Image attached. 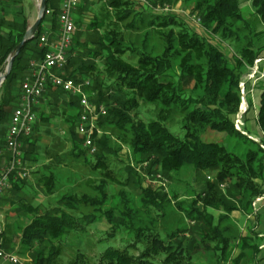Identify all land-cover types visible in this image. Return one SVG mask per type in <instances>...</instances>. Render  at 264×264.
I'll use <instances>...</instances> for the list:
<instances>
[{
    "label": "trees",
    "instance_id": "1",
    "mask_svg": "<svg viewBox=\"0 0 264 264\" xmlns=\"http://www.w3.org/2000/svg\"><path fill=\"white\" fill-rule=\"evenodd\" d=\"M180 1L193 15L197 14L207 32L235 45L239 53L235 64L230 63L216 45L189 29L176 15H150L141 8L136 10L135 7L140 2L133 0H104L107 5L104 8V17L107 21H98L95 18L87 23L88 16L83 11L89 9L88 4L85 5L86 8L82 5L78 9L76 26L86 29L83 33H77L76 29L68 63L59 76L72 79L76 83L91 78L96 83L94 89L97 91V99L93 102L96 105L103 102L108 108L99 127L117 130V140L131 147L138 164L150 163L149 171L154 170L156 173L160 168L165 176H171L184 167H193L196 176L202 172L215 173V181H206L190 209L182 210L183 203L178 204V209L186 214L185 219L189 218L194 223L190 240H179L188 230L181 218L177 221L179 228L162 227L160 230L155 224L158 220L144 217L143 214L150 215L152 208L166 216V205L171 203L168 202L166 194L154 188L144 190L138 179L130 182L131 178H128L129 182L121 183L117 196L122 205L119 219L114 216L115 209L106 208L111 194L107 192L104 184L97 188L94 197L67 195L60 202L62 207L45 213H40L39 207L26 208V212H34L36 217L21 229V246L26 252L20 254L30 253L33 264H58L57 259L61 257V252L54 243L66 239L72 231H78L77 216L82 207L93 210V219L97 214L106 216L112 225L111 231L106 234L108 240L117 239L120 235L117 233L123 232L124 228L132 235L131 242L120 244V247L106 248L95 264H193L194 257L202 253L213 254L217 258V264H222L230 259L237 240L241 241V252L234 264L244 259V252H252L255 257L260 253L258 244L234 234L228 222L235 211L251 214L253 202L264 195V140L256 143L238 132L233 119L241 105L242 70L247 66H254L258 59L259 50L254 49V45L262 33L252 34L248 41L241 37L245 28L241 27L243 16L239 0H154L155 3L170 5ZM0 4L22 6L23 0H0ZM252 5L255 14L264 23V0H252ZM47 8L54 10L53 15L44 18L34 40L27 43L15 58L12 70L0 90V127L10 122L9 116L11 118L20 103L21 86L30 70L27 51H32L34 56L38 55L40 58L46 51L31 47V44L44 35L52 40L59 31V2L47 0ZM127 21L129 22L124 30L137 32L136 42L125 40L120 25ZM103 29L107 31L100 32ZM0 30L2 67L10 53L23 41L27 27L26 24L2 20ZM83 34H86V40L83 39ZM128 53L137 56L136 64L125 58ZM104 74L107 75L105 78ZM16 86H20L17 98L13 96ZM46 91L48 94L44 95L41 103L50 95L52 98L49 99H53L51 104L59 105L60 96L69 95L52 85ZM260 97L257 125L264 133V90ZM69 99V102L62 101V104L67 105V111L73 113L68 119L72 140L70 154L75 160L83 157V163L88 165L89 152L80 148L85 139L75 132L81 110L80 103L76 97ZM15 100L17 102L12 109ZM142 101L161 107L158 114L160 121H138L133 116ZM38 111H41L39 122L47 120L48 116L42 114L43 110L36 108L35 113ZM75 114H78L77 117H74ZM176 115L184 121V138L176 136L163 124ZM38 129L39 123H36L33 134L23 139V161L37 156L39 146L34 133ZM208 131L241 137L248 146L247 152L236 155L229 153L219 143L201 141V135ZM95 142L98 151L94 156L97 158L98 168L108 170L106 158L108 154L116 153L110 148L111 138L104 135ZM1 145L6 146V141L0 140ZM8 161H11L10 155ZM36 161L37 158L33 162ZM129 170L132 172L133 169ZM17 171L14 170L9 176L11 196L17 195V191H20L19 182L25 179ZM40 181L45 191L54 195L57 183L54 173L44 174ZM224 184H227L226 190L222 189ZM131 185L143 191L139 196L142 208H136L134 200L128 198L126 188ZM199 203L203 205L204 211L197 207ZM210 210L222 211L221 217L217 220L208 212ZM166 217H169L168 213ZM165 236L168 241L164 239ZM83 262L84 260L76 258L70 264Z\"/></svg>",
    "mask_w": 264,
    "mask_h": 264
},
{
    "label": "rangeland",
    "instance_id": "2",
    "mask_svg": "<svg viewBox=\"0 0 264 264\" xmlns=\"http://www.w3.org/2000/svg\"><path fill=\"white\" fill-rule=\"evenodd\" d=\"M239 1L243 16L241 27L245 28L241 37L243 39L245 37V41H248L250 40V36L252 34L254 35V33H262L261 38L257 41L261 42L264 35V23H262L259 17L255 14V10L252 8V0ZM84 2L85 3L83 5L85 6L88 4L89 7V9H84L86 6L83 8L85 10L83 11L85 16H88L86 17L87 23L95 18L98 21H107V19L104 17L106 12L104 8L105 6L107 7V5L104 4V0H85ZM38 6L39 0H24L22 6H13L16 8H13L12 11L8 10V13H5L4 11L0 12V21L6 20L10 22L14 21L18 24H26V32H28V29L34 25L38 18ZM140 8L146 13L154 16H161L170 13L178 16L181 21L183 20V22L187 24L189 29L197 32L212 44L216 45L225 54V56H227L229 62L235 64V59L239 56L235 45L225 42L218 36L207 32L202 26V23L199 20L200 18L197 16V14L193 15L190 10L184 7L181 1L170 5L155 3L154 0H151L149 4L141 5L140 3L135 7L136 10ZM77 12L78 10L75 12V18H77L79 15ZM128 22L129 21L125 22L123 25H120V28L124 32L126 41L136 42L138 36L137 32L124 30L125 25ZM76 29L77 33H80V31L83 33L86 28H78L77 25ZM261 30L263 32H259ZM106 31L107 29H103L100 32ZM5 33L7 34V32ZM4 37L7 38L5 35ZM85 38L86 34L84 35L83 39L86 40ZM156 40H153V42L157 43ZM33 44L35 45L34 48L37 49L39 42L35 41ZM33 44L32 46H34ZM254 49H257L255 45ZM2 51L3 50L0 48V52ZM12 52L8 56L6 63H4L5 65L0 67V77L7 74L9 58ZM125 58L132 64H136L138 60L137 56L131 55L129 53L125 56ZM261 63L262 61L258 59L255 61L254 66H247L244 68V70H242L244 74L240 84V90H244L246 93L244 97H246L247 101L244 103V105L247 107L246 104H248L247 102L249 99H251V101L254 102L253 107H255V109H250V107L248 110L246 107L244 109L242 103L240 105L239 111H237L238 113L233 117L235 125L237 124L238 120L241 121V123H239V129H237V127L234 125L236 130L246 135L249 139L255 141L256 143H262L264 140V133L262 137L259 129L254 130L251 126V123L249 122V120L254 117V111H256V108L258 107V98H254V100L252 99L253 97L251 98L250 95H252V93H249L248 86L251 88L253 87V90L257 89L260 91L259 84L261 80H263L261 85L264 88V71H261ZM178 74L179 72L177 75ZM105 76L107 75L104 74V78ZM4 82L2 83V86ZM86 83H89V86L85 85ZM78 85V95H71V97L78 98L77 100H79L78 102L80 103L79 96H86L89 103L96 106L95 112L89 116L90 124L92 126L91 139L93 141V146L92 148H88L85 146V143L80 146V148L89 152V164L85 165L83 163V157L75 160L74 156L70 154L72 151V140L69 134L70 126L68 119L73 113L72 111H67L68 108H65L67 105L64 106L62 104V101L66 103L71 100L69 99L71 98L70 95H67L66 97L64 95L60 96L61 98L59 105L51 104L53 102V99L51 100L52 96L47 95V100H45L40 107V109L43 110L42 114L48 116L47 120H40L39 122V113L41 111L36 113V123H39V129L34 133L35 140L39 146L37 156H32L31 158L23 161V163L21 160V166L19 165L16 167L18 170L17 174H26L27 176L24 177V181L19 182L20 191H17L18 193L16 196H11V191H9V188L6 190L0 203V253L7 255H14L15 253L20 262L23 259H26L27 261L32 260L30 253H27L25 256L20 255V252H26L23 251L21 246V229L30 224L31 221L36 217V213H28L26 212V208L29 209L30 207L34 206L39 207V212L45 213L52 209L62 207L60 202L67 195L75 194L77 196H96V191H98L97 188L101 184H104L107 192L111 194V198L106 207L109 208L107 210L115 209L116 211L114 216L116 219H119L121 217L120 214L122 205H120L117 196L121 190V183L129 182L127 181L128 178H131L130 182L133 181V179H138L141 187L144 190L154 188L162 194H166L168 202L171 203V205H166L167 213L169 214L168 218L166 217L167 213L166 216H163L161 211H158L154 208L150 209V215L145 216L143 214V216L147 217L149 220H158V222L155 221V224L158 225L157 228H160V230H162V227L164 229L170 227L179 228L177 221L181 218L180 220L183 222L185 227L188 228V230L182 239L179 240H190L189 236L192 235L194 223L189 218L185 219L186 214L185 212H181V210L178 209V204L183 203L182 210H184V208L190 209L191 204H193V202L196 200L198 194L202 192L201 190L204 188L206 181H215V173L202 172V174L196 176L193 167H184L180 171L172 173L171 176H165L162 171H160V168L157 169L158 172L156 173H154V170L149 171L150 163L148 162L138 164L131 147L117 140V136L119 134L117 130H113L112 128L101 129L99 127L100 121H102V119L105 118L104 116L107 115L108 108L103 102H101L99 105H96L93 102L94 99H97L95 98L97 91L94 89L96 83H94L91 78H88L82 82H79ZM2 86L0 87V90L2 89ZM192 86L193 85H191V87ZM19 90L20 86H16V89L14 88V97H18L17 94ZM49 97L51 98L49 99ZM16 102V100L13 102L12 109ZM103 111H105V114H102ZM160 112L161 107L158 105H150L142 101L140 102V108L133 112V116H135L138 121H160L158 120V114ZM83 113L84 109L81 108L80 115L78 117V114L74 115V117H77L76 123L79 122V117ZM182 121L183 120H181V117L176 115L175 117L171 116L168 122L163 124L173 134L184 138L186 134L185 130L182 128ZM247 121L249 123L246 124L245 127H242V124H245ZM77 126L78 125L76 124V127ZM8 130L9 121L7 124H4L0 127V140H5V137L7 138ZM77 131L78 130L76 128V134L86 139L85 136H82ZM104 135H108L111 138V143L109 144L110 148H112V151H116V153L111 155L108 154V158H106L108 170L98 168L97 158L94 156V154H97L98 151L96 145L97 143L95 141ZM201 139V141L204 142L219 143L225 146L229 153L231 152L236 155H243L248 150V146L244 143V140L241 137L238 138L229 136L225 133L208 131L201 135ZM5 148V145L0 146V156L1 158H5L7 160L9 157V152ZM262 148L264 149L263 145ZM94 149L95 152H92ZM35 158H37L38 161L33 162ZM129 168L133 169L132 172H130ZM49 172H53L57 177L54 195L48 194L43 188L42 182L40 181V178ZM226 188L227 184H224L222 189L226 190ZM126 190L129 193L128 198L130 200H134V205L136 208H142L139 196L143 193V191L141 189L133 188L132 185L129 186V188H126ZM197 207L204 211L203 205L201 203H199ZM252 208L253 211L249 215H245L241 211L233 212L230 215L228 224L233 229L234 234L251 239L252 243H256L260 246V252H264V227L261 224L263 222L262 217L264 216V195L257 198L253 202ZM208 212H211L217 220L222 214V211L210 210ZM93 214L95 213H93L92 209L82 207L79 210V214L77 216L78 231H72L66 239L61 240V242L58 241L54 243V246L59 247L61 252V257L57 259L58 264H70L71 262L75 261L76 258L80 259V261L84 260L83 264H95L98 263L101 254L106 250V248L110 246L120 247V244H127V242H131V232L129 233L125 228L123 229V232L117 233L120 234L117 239L108 240V235L106 234L111 231L112 225L109 223L106 216H100L96 213L97 215L95 216L97 217L93 219ZM85 217L87 218L84 219ZM162 234H164V231H162ZM164 239L168 241L166 236ZM176 244L177 243H175V245ZM233 247L234 250L232 253H234L235 257L238 254L237 252H241V241L237 240ZM232 257L233 256L231 254L230 259L222 264H232ZM216 259L217 258L213 254L202 253L194 257L193 264H217ZM1 260L4 261L0 257V261ZM240 262L241 261H239V263ZM254 262L253 264H261L263 260L260 258Z\"/></svg>",
    "mask_w": 264,
    "mask_h": 264
},
{
    "label": "built area",
    "instance_id": "3",
    "mask_svg": "<svg viewBox=\"0 0 264 264\" xmlns=\"http://www.w3.org/2000/svg\"><path fill=\"white\" fill-rule=\"evenodd\" d=\"M56 0H51L54 2ZM60 12L58 14L59 31L52 40L48 35L40 38L39 46L45 49V53L40 62H31L30 70L25 76L21 86V98L19 105L14 109L9 124L7 147L13 155V166L8 171L0 172V200L6 190L10 188L9 176L15 167L21 166L23 158V139L29 138L36 125L35 109L40 100L46 94L49 85L63 90L65 93L77 96L79 85L72 79H65L59 76L68 62L69 53L73 46L76 34L75 12L83 5L84 0H57ZM141 4H149L151 0H133ZM54 13L52 8H47L45 17H51ZM85 85L89 86V83ZM80 97V106L84 113L79 117L77 132L85 136V146L92 148V130L89 116L92 115L96 106L89 103L86 96ZM105 114V111L102 112ZM240 120L237 121L239 127ZM95 152V149L92 150ZM27 176L23 174L22 177ZM0 257L10 264H19L17 256L0 253Z\"/></svg>",
    "mask_w": 264,
    "mask_h": 264
},
{
    "label": "crops",
    "instance_id": "4",
    "mask_svg": "<svg viewBox=\"0 0 264 264\" xmlns=\"http://www.w3.org/2000/svg\"><path fill=\"white\" fill-rule=\"evenodd\" d=\"M24 1V0H23ZM40 1V0H39ZM251 3H252V1H251ZM84 4V3H83ZM13 8H16V7H12V6H10V5H1L0 4V12H2V11H4L5 13H8L9 11L8 10H11L12 11V9ZM252 8H253V5H252ZM8 15V14H7ZM260 19V18H259ZM261 20V19H260ZM262 22V21H261ZM259 32H263L262 30L261 31H259ZM264 33V32H263ZM33 44V43H32ZM32 44H31V47H35V45L34 46H32ZM255 46H256V48L259 50V57H258V59H260L261 61H262V63H261V71H264V35H263V37H262V41L261 42H256V44H255ZM38 48H40V49H42L40 46H38ZM261 56V57H260ZM26 58L28 59V60H30L29 61V63L31 64V62H40L41 61V59L43 58H40L38 55H33V52L32 51H30V50H28L27 51V54H26ZM257 59V60H258ZM261 82H263V80H261ZM261 82H260V84H259V87H260V91L259 90H257V89H252L251 87H249L248 86V88H249V93L251 94L252 93V95H250L251 96V98L254 100V98H258L257 99V104H258V107L256 108V111H254V117L251 119V120H249V122L251 123V126H252V128L254 129V130H257V129H259V131H260V134H261V136L263 137V132L261 131V129H260V127H259V125H257L258 124V122H257V119H258V114H259V108H260V102H261V97L260 96H262V93H263V90H264V88L262 87V85H261ZM246 95V93H245V91L244 90H241V104L243 103V108L245 109V105H244V103L247 101L246 100V97H244ZM248 104H246L247 105V107H246V109L248 110V108L250 107V109L252 108H254L255 109V107H253V103L254 102H252L251 101V99H249V101L247 102ZM41 100H40V102H39V104H38V106L36 107V108H40L41 107ZM248 121L247 122H245V124L243 123L242 124V127H245L246 126V124H248L249 123ZM9 124H10V122H9ZM252 136H254V135H252ZM7 137H8V133H7ZM5 141H6V148L5 149H7L8 150V152H9V155H10V157H11V161L9 162L8 161V159L6 160L5 158H1V156H0V170L1 171H8V170H10L11 168H12V166H13V155H12V153H11V151L8 149V147H7V138L5 137ZM23 145H24V143H23ZM23 158H24V146H23ZM22 163H23V159H22ZM13 170H16V167H15V169H13ZM19 175H20V173H19ZM264 215V214H263ZM262 220H263V222L261 223L262 225H263V227H264V216L262 217ZM238 254H237V256H235L236 258L238 257V255H240V252H237ZM245 253V257H244V259L243 260H241V262L239 263V261H237V264H253V262L254 261H257V260H259L260 258H262V260H263V262L261 263V264H264V252H260V254L259 255H257L256 257L255 256H253V254H252V252H244ZM14 255H16L15 253H14ZM21 255V254H20ZM27 255V254H26ZM17 256V255H16ZM19 256V255H18ZM22 256H25V255H22ZM232 259H233V262H232V264H234V260L236 259L235 257H234V253H232ZM259 256H260V258H259ZM19 257H21V256H19ZM1 263L0 264H10L9 262H6V261H0ZM29 262H30V264H33L32 263V261L31 260H29V261H27L26 259L24 260H21V262L19 263V264H25V263H28L29 264ZM255 263V262H254Z\"/></svg>",
    "mask_w": 264,
    "mask_h": 264
},
{
    "label": "water",
    "instance_id": "5",
    "mask_svg": "<svg viewBox=\"0 0 264 264\" xmlns=\"http://www.w3.org/2000/svg\"><path fill=\"white\" fill-rule=\"evenodd\" d=\"M46 9H47V0H40L39 6H38V18L36 22L34 23V25L28 29V32H26L23 41L12 52L9 58L7 74L0 77V87L2 86V83L6 80L7 75L10 74L12 67H13V63L15 62V58L20 54V52L25 47V45L29 43L30 41L34 40V38L36 37L35 34L38 33L41 23L43 22L45 18Z\"/></svg>",
    "mask_w": 264,
    "mask_h": 264
},
{
    "label": "bare ground",
    "instance_id": "6",
    "mask_svg": "<svg viewBox=\"0 0 264 264\" xmlns=\"http://www.w3.org/2000/svg\"><path fill=\"white\" fill-rule=\"evenodd\" d=\"M68 63V62H67ZM237 127V129H239V127L237 126V124L235 125Z\"/></svg>",
    "mask_w": 264,
    "mask_h": 264
}]
</instances>
